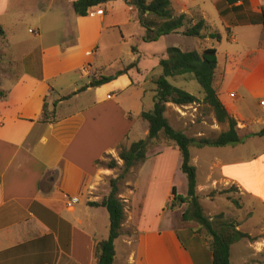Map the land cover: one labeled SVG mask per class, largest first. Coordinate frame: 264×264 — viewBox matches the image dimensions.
<instances>
[{
  "label": "crops",
  "instance_id": "1",
  "mask_svg": "<svg viewBox=\"0 0 264 264\" xmlns=\"http://www.w3.org/2000/svg\"><path fill=\"white\" fill-rule=\"evenodd\" d=\"M15 1L0 0V25L5 31L0 38V93L4 94L0 96V264H95L96 244L108 234V213L88 202H100L108 195L106 180L114 176V169L97 161L110 155L121 165L119 150L147 139V123L140 114L152 108L154 79L160 74L157 66L167 47L150 49L140 39V27L131 35L135 43L129 61L103 59L102 31L113 26L119 28L122 40L126 36L121 27L126 21L111 22L106 16L111 2L107 1L90 8L86 16L74 13L75 43L41 41L26 45L25 52L17 55L6 38L16 24L13 20L21 19L25 9L17 8ZM73 1L68 0L71 7ZM112 1L116 2L110 12L117 3ZM171 1L176 13L201 15L212 31L221 34L220 42L222 31L226 33L234 47L224 49L220 65L217 50L218 97L238 123L240 136L264 129V107L259 103L264 99V0ZM98 8L103 14L95 13ZM128 10L132 11L128 17L139 25L136 8L127 5ZM214 16L218 23L212 21ZM29 32L40 38L46 33ZM169 35L188 37L170 33L159 39ZM116 61L121 64L114 79L79 90ZM131 63L135 65L123 71ZM199 94H193L195 102L166 105L169 123L190 137L206 135L194 110L202 100ZM45 102H55V117L47 121L41 119ZM249 139L260 146L248 157L219 154L207 174L211 183L235 185L254 210L256 201L262 205L256 231L245 223L237 226L254 239L230 245L231 264H264V135L246 136L229 146H244ZM180 165L179 150L165 145L148 151L145 160L120 179L124 218L114 240V264H211L206 229L194 219L182 218L187 203L170 206L173 187L182 196L187 192ZM214 167L220 170L217 176ZM201 187L197 182L199 195Z\"/></svg>",
  "mask_w": 264,
  "mask_h": 264
},
{
  "label": "trees",
  "instance_id": "2",
  "mask_svg": "<svg viewBox=\"0 0 264 264\" xmlns=\"http://www.w3.org/2000/svg\"><path fill=\"white\" fill-rule=\"evenodd\" d=\"M112 0H74L73 11L78 16H86L88 10L101 3ZM128 5L136 8V18L143 32L140 39L144 42L157 41L161 36L170 33H182L185 36L197 38L200 43L212 40L219 43L221 34L212 31L208 22L201 15H187L176 13L171 0H125ZM264 21V16H262ZM5 37V31L0 25V38ZM167 56L159 60L158 68L160 74L154 79L153 105L150 110L141 112V118L147 123V139L133 141L128 148H121L118 157L122 160L119 165L115 158L109 161H97L109 169L122 167V172L117 177L109 179L110 191L100 202H88L91 206L104 207L109 215L108 234L96 244L97 260L95 264H114V240L120 233L121 223L124 218V203L118 197V180L122 179L130 167L142 163L148 152L149 144L154 145L160 134L163 135L165 145L176 147L181 155L180 170L186 177L187 192L185 196L177 194L172 189L171 207L177 203H187L182 213L184 220L194 219L207 231L209 249L211 252V264H231L230 245L241 239H254L249 233L244 232L230 222H219L217 219L223 217V213L209 216L203 210L197 193L196 167L191 162L190 146H226L235 145L243 141L246 136L264 135V129L256 133L240 136L236 120L232 118L221 103L215 87L217 76V49L215 46L203 45L196 50H182L176 46L166 49ZM135 63L127 65L123 71L132 67ZM112 75H92L87 84L79 90L87 87H97L115 78ZM181 76L191 78L200 85L203 100L213 110L216 120L220 124H227V128L214 137H190L183 131L174 128L165 116L167 103L186 105L197 100L190 92L172 84L168 78ZM3 92L0 96H3ZM55 117V102L50 106L47 102L43 105L42 120L47 121ZM109 157V156H108ZM235 189L234 187L232 188ZM230 190H220L219 193ZM214 193V192H212ZM231 199V197H228ZM235 203L234 199H231ZM220 224V225H219Z\"/></svg>",
  "mask_w": 264,
  "mask_h": 264
},
{
  "label": "rangeland",
  "instance_id": "3",
  "mask_svg": "<svg viewBox=\"0 0 264 264\" xmlns=\"http://www.w3.org/2000/svg\"><path fill=\"white\" fill-rule=\"evenodd\" d=\"M114 2L116 1H111L109 2V4L111 5ZM15 5L17 8L25 9L21 10L20 12L22 13L21 19L13 20L16 22V24L12 28H10V30H8L6 38L8 42L14 44V48L12 51L17 55L25 52L26 45L37 44L41 41L43 44L61 43L63 41L69 45L76 42V34L73 31L76 27V24L74 22L75 15L71 4L68 3V0H16ZM110 5H107L108 12L106 13V16L111 18V22L126 21L125 24H121L123 33L126 36L125 40H122L119 34V28L117 27L111 26L108 29L103 30L101 33V38L99 40L100 47L101 45L105 47L102 52V58L108 60L117 57V59H120L119 61L122 60L124 62H127L131 57V47L133 43H135V37H132L131 35L137 34V28H140V26L134 23V20H136L135 18L133 19L132 17H128V12L132 11H127L128 4L125 0H117V3L114 4V10L112 12H110ZM45 7H47L46 11H44ZM176 9L177 8L174 6V10ZM211 9L212 8L209 7L210 11ZM212 19V21L218 23V20L215 18V16ZM29 29H39V31H43V34L45 32L46 33L41 36V38L33 37V35L29 32ZM222 35L224 36L222 42L216 43L212 40H208L204 43L202 42L203 45H206L208 47H216L219 52V56L217 55L219 65L224 61V56L222 53L224 49L234 47V45H231L232 43L226 40V33L224 31H222ZM18 43H23L24 45L21 46ZM144 44L150 47V49L156 51L160 50L161 48H166L172 45L179 47L182 50H196L202 46V44L197 38L189 36L180 37L178 35L165 36L154 42H144ZM164 53L166 54V52ZM119 61L112 62L111 67L107 69V72L102 73V75L114 74L121 64ZM183 78L180 76H176L169 77L168 80L172 84L182 89H185L186 91H189L192 94L197 95L200 92L199 99L202 100L200 102V105H198L194 110L196 112L198 120L200 121V128L203 130L205 128V137H214L221 131L225 130L227 128V124H220L216 120L212 108L203 100V94L201 92L200 85L197 83V81L191 78L185 79L184 81ZM52 103L53 102H51L49 105L51 106ZM178 112L181 115H185L184 112ZM188 124L192 126H198L195 125V123L192 121H188ZM185 125L186 123H182L183 127H185ZM221 125L223 127H221ZM236 125L237 129H239L237 122ZM212 128H215V130H213ZM153 144L154 145L149 144L148 148V151H150L151 153L157 151L160 147L165 146V140L163 139V135L160 134L157 141ZM259 146L260 144H256L253 139L246 140L244 146L241 145L235 149H231V146L229 145H226L222 149L215 148V146H203L200 149H196L197 146H190V152L193 155L192 164H194L196 167V181L202 185L201 188L203 190V194L199 195V201L201 203V206L203 207L205 213L209 216H213L221 212L223 213V217L217 219L216 225H218L219 222H230L236 225L237 227L245 223V227L252 231H256L258 229V224L260 222V217L263 211L262 205L259 203V201H256V206L254 210L252 204L248 202L247 199L242 197L240 191L237 189V187H235V185L222 184L218 183L217 181H213L211 183V181L207 180V174L209 173L211 160L213 158L219 157V154L233 152L232 154L235 156L238 155L241 157H248L247 154H249L251 150L257 149ZM110 157L112 156L109 155V157H106V159L103 160L104 165L109 161ZM212 171L214 176H217L220 173L218 167H214ZM113 172L114 176H111L110 178L117 177L122 172V167H116ZM109 179L106 180L108 186ZM177 181L178 187H180L181 184L179 182V179H177ZM119 184L120 179L118 180V187ZM184 185L186 186L185 176ZM233 187L235 188L234 190L232 189ZM198 189L200 188L198 187ZM220 190L230 191L219 193ZM228 197L234 199L235 203L232 202L231 199H229ZM105 223L109 224V215L105 220ZM234 254L238 256V258L241 257L240 250H238V252H236L235 250Z\"/></svg>",
  "mask_w": 264,
  "mask_h": 264
},
{
  "label": "built area",
  "instance_id": "4",
  "mask_svg": "<svg viewBox=\"0 0 264 264\" xmlns=\"http://www.w3.org/2000/svg\"><path fill=\"white\" fill-rule=\"evenodd\" d=\"M90 13V12H89ZM96 14L98 15H101L103 14V9L102 8H98L96 11H95ZM234 93H231L230 96H233ZM260 106L264 107V99L260 100ZM73 201H77L76 198H73ZM68 204H71L70 202H68Z\"/></svg>",
  "mask_w": 264,
  "mask_h": 264
}]
</instances>
